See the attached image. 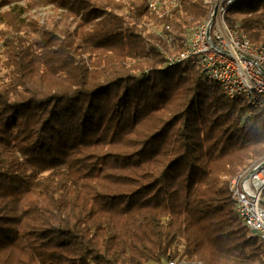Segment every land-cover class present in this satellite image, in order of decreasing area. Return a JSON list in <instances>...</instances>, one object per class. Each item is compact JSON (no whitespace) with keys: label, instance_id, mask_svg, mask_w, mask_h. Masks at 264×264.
Listing matches in <instances>:
<instances>
[{"label":"trees","instance_id":"1","mask_svg":"<svg viewBox=\"0 0 264 264\" xmlns=\"http://www.w3.org/2000/svg\"><path fill=\"white\" fill-rule=\"evenodd\" d=\"M29 0L0 14V264H264L229 181L264 155L249 110L178 55L205 0ZM229 26L264 42V0Z\"/></svg>","mask_w":264,"mask_h":264},{"label":"built area","instance_id":"2","mask_svg":"<svg viewBox=\"0 0 264 264\" xmlns=\"http://www.w3.org/2000/svg\"><path fill=\"white\" fill-rule=\"evenodd\" d=\"M205 20L190 29L183 50L168 57L198 66L203 75L218 82L223 93L241 96L250 109L264 105V42L252 44L237 25L229 26L225 13L237 0H205ZM148 7L157 11L161 2L148 0ZM170 5H174L172 0ZM2 40H0L1 43ZM234 211L248 231L264 247V155L251 161L229 181ZM155 264H203L199 261L166 259Z\"/></svg>","mask_w":264,"mask_h":264},{"label":"rangeland","instance_id":"3","mask_svg":"<svg viewBox=\"0 0 264 264\" xmlns=\"http://www.w3.org/2000/svg\"><path fill=\"white\" fill-rule=\"evenodd\" d=\"M28 1L29 0H0V14L4 11H7L18 16L19 19L24 22L29 20H35L38 21L40 24H43L46 22V20L51 18L52 15L55 16L57 14L55 17L59 18L60 14L63 13L62 9L55 7V3L53 2H47L34 7H29L27 5ZM58 12H60V14ZM2 28L3 24L0 23V29ZM0 40H3L2 36H0Z\"/></svg>","mask_w":264,"mask_h":264}]
</instances>
